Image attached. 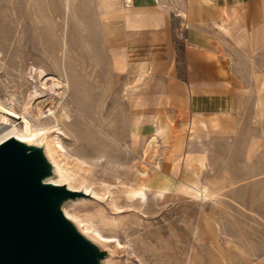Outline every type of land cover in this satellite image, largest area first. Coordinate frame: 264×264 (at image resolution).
Masks as SVG:
<instances>
[{"label": "rangeland", "instance_id": "rangeland-1", "mask_svg": "<svg viewBox=\"0 0 264 264\" xmlns=\"http://www.w3.org/2000/svg\"><path fill=\"white\" fill-rule=\"evenodd\" d=\"M123 5L121 0H0V98L10 103L16 97L22 110L40 120L43 151H53L50 158L70 171L72 188L62 183L64 192L55 197L58 212L82 218L111 239L102 243L81 233L77 221L64 219L86 244L92 264H264V111L258 110L263 87L246 80L229 126L189 125L164 93L158 50L130 46L137 41L123 38L130 59L125 69L114 57L113 66L111 48L118 38L105 35L100 20ZM125 20L129 25L128 14ZM235 24L226 36L243 49L245 26ZM239 58L240 66H252L250 76L254 71L264 77V51ZM30 65L61 76L66 67L72 85L64 105L68 120L59 117L52 81L32 100L26 81ZM55 115L57 120L51 119ZM154 129L161 132L144 146ZM57 138L65 151L58 149ZM58 174L54 169V179ZM142 186L148 188L145 202ZM159 188L165 193L156 198ZM206 188L210 197L204 196Z\"/></svg>", "mask_w": 264, "mask_h": 264}, {"label": "crops", "instance_id": "crops-1", "mask_svg": "<svg viewBox=\"0 0 264 264\" xmlns=\"http://www.w3.org/2000/svg\"><path fill=\"white\" fill-rule=\"evenodd\" d=\"M130 2L107 20H100L103 33L118 38L111 48L113 66L116 68V58L126 69L130 59L131 49L121 41L123 38L137 41L130 46L158 50L164 68V93L170 104L175 105L173 108L184 113L189 125L201 128L216 121L220 126H229L236 120L233 114L239 107L240 96L244 97L242 87L249 83L264 89V77L254 71L250 76L252 66L242 67L238 63L239 56L246 52L255 55L264 51V0ZM127 14L129 25L125 20ZM237 22L245 26L243 49L226 36L229 30L235 32ZM241 70L249 75L240 73ZM258 105V110L264 111V105ZM156 131L161 132L152 130L144 146L155 137ZM196 141L202 145L201 140ZM192 143L193 140L188 141L190 148Z\"/></svg>", "mask_w": 264, "mask_h": 264}, {"label": "water", "instance_id": "water-1", "mask_svg": "<svg viewBox=\"0 0 264 264\" xmlns=\"http://www.w3.org/2000/svg\"><path fill=\"white\" fill-rule=\"evenodd\" d=\"M39 165L14 139L0 145V264H92L56 208L64 190L41 185Z\"/></svg>", "mask_w": 264, "mask_h": 264}, {"label": "bare ground", "instance_id": "bare-ground-1", "mask_svg": "<svg viewBox=\"0 0 264 264\" xmlns=\"http://www.w3.org/2000/svg\"><path fill=\"white\" fill-rule=\"evenodd\" d=\"M65 3H66V1H65ZM68 5H70V4H68ZM67 10H68V7H67ZM26 74H27V76L25 75L26 76V81L28 82V84L31 85V87H33V91L31 92L32 100H34L37 97L41 96V94H43L42 92H47L48 91L47 90V86H48V81L49 80L52 81L53 84H55L57 86L58 90L56 92V95L58 96V98L60 100V103H61V114H60L59 117L62 118V119L68 120L70 118L71 114H69V112L65 111L64 105H66V99L68 98L67 96H69V94H70V92L72 90V88H71L72 85H71L70 77L68 76L66 67H64L62 76L59 75V74L58 75L49 74L42 67H37L35 65H30L28 67V69H27V73ZM8 101H10V100H8ZM24 109L22 110V102H20L18 99H16V97L12 96L10 103H7L5 100L0 98V145L2 143L6 142L9 139H14L15 141L20 143L26 149L27 153L31 152L34 155H36L38 157V159L40 160V165L39 166H40V168L42 170V173H40L39 176H38V180H39L41 185L61 187V186H63L62 183H65L68 188H72L71 184L73 182L71 184L68 182V181H70V179H72V178L68 179L71 176L70 171L67 170L66 167H63L62 165H60L57 161L52 160L51 158L53 156L50 158L51 153L53 151L51 153H49V150H48V152L46 153L45 151H43V149L41 147L42 135L45 133V127H39L38 122H40V120L39 119H37L36 121L33 120L32 117H30V115L26 111H24ZM52 118L57 120L56 115L52 116L51 119ZM46 127L49 128V125L46 126ZM139 129H140V125H139V123H137V128H136L135 133H134L135 136H133L134 138L138 136ZM48 131H50V129H48ZM55 132H57V131H55ZM59 132H60V129H59ZM157 134H159V133H157ZM51 135H52V133H51ZM49 140L51 141L50 138H49ZM47 141H48V139H47ZM55 142L57 144L58 149H63L64 145H61V142H60V140H58V138L56 139ZM51 145H53V144H51ZM52 147H54V146H52ZM47 149H50V148L47 147ZM63 150L65 151V149H63ZM58 154H59V152H58ZM155 154H156L155 152H153L151 154L152 155L151 159H153L155 157ZM66 155H65V157L68 158V156H66ZM61 157H62V155H61ZM69 159H68V161H69ZM74 160H75L74 163L77 162L78 164H81V165L86 163V161L84 159L82 160L80 158H74ZM64 161L66 162V160H64ZM67 164H69V163H67ZM72 164H70L69 166H71ZM85 165L88 166L87 164H85ZM69 168H71V167H69ZM76 168H77V164H76ZM79 168H81L80 165H79L78 169ZM54 169H56L57 172L60 174V177L58 179H54ZM81 170L82 169H80L79 172H81ZM141 175L144 177L146 174L141 173ZM88 184L89 183H87V185ZM75 185H77V184H75ZM195 186H197V185H195ZM84 189H85L86 192L90 191V193L96 194V192H95L96 190L91 189L90 186H85ZM105 189H108V188H105ZM147 189H148L147 186H142V193H141L140 200L144 201V200L147 199ZM76 190H78V189H76ZM109 192H110V190L107 193H109ZM155 192H156L155 197L159 198V197L163 196V194L165 193V188H159ZM203 193H204L205 197L206 196L210 197V194L208 193V188L204 189ZM105 194H106V192H105ZM195 194H196V192H195ZM111 195H113V194H111ZM111 198L109 200H112ZM115 199H116V197H115ZM113 200H114V198H113ZM115 206L116 207L114 209H116L118 207L117 205H115ZM75 214H77V213H75ZM62 216H63V219H69L68 217H70L73 220L77 221L78 225L81 227V233H86V234L89 233L90 234L89 236H91L92 238H95L97 240L99 239V241L101 240L102 243L104 241H110L111 240V239L109 240L108 237H105L104 235H102V233H100L99 229L94 227V225H89V223L86 224L87 222L85 223L84 221H83L84 222L83 223L81 221L82 218H80V219L76 218L77 216H74V214L71 215L68 212H64V214H62ZM117 244H119V242H117ZM119 246H121V245L119 244Z\"/></svg>", "mask_w": 264, "mask_h": 264}, {"label": "built area", "instance_id": "built-area-1", "mask_svg": "<svg viewBox=\"0 0 264 264\" xmlns=\"http://www.w3.org/2000/svg\"><path fill=\"white\" fill-rule=\"evenodd\" d=\"M131 2H130V0H125V5L127 6V5H129Z\"/></svg>", "mask_w": 264, "mask_h": 264}]
</instances>
